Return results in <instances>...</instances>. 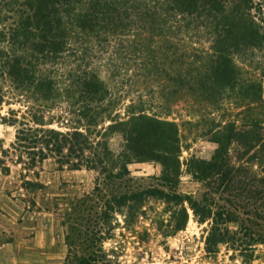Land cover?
Returning <instances> with one entry per match:
<instances>
[{
    "label": "trees",
    "instance_id": "obj_1",
    "mask_svg": "<svg viewBox=\"0 0 264 264\" xmlns=\"http://www.w3.org/2000/svg\"><path fill=\"white\" fill-rule=\"evenodd\" d=\"M123 43L138 67L136 75L149 76L141 85L168 104L197 101L218 108L238 88L242 128L229 124L215 137L226 146L241 141L242 155L248 157L237 163L227 154L212 160L188 158L187 172L204 185L199 199L178 189V123L149 112L145 95L121 104L93 67H73L60 81L46 74L48 64L67 59L80 65L105 45L122 48ZM262 49L264 0H0V72L39 102H49L60 91L67 98V117L61 121L66 129L47 127L51 122L44 113L35 115L34 126L17 128L12 143L19 150L17 161L30 169L53 157L62 167L98 173L93 193L73 202L63 219L69 226L64 264H111L104 242L114 236L116 213L130 224L144 212L149 197L177 207L171 217L174 231L187 225L186 203L200 223L208 221L209 253L230 244L244 256L264 245V70L241 71L252 64L254 51ZM120 104L123 115L116 111ZM117 132L124 145L115 153L109 139ZM8 152L2 149L4 156ZM145 161L161 164L155 183L144 184L143 177L131 175L129 164ZM1 164L0 157L1 170L8 173L9 167ZM25 183L42 186L39 181ZM231 221L239 224L234 232Z\"/></svg>",
    "mask_w": 264,
    "mask_h": 264
},
{
    "label": "rangeland",
    "instance_id": "obj_2",
    "mask_svg": "<svg viewBox=\"0 0 264 264\" xmlns=\"http://www.w3.org/2000/svg\"><path fill=\"white\" fill-rule=\"evenodd\" d=\"M130 55L126 46L107 48L105 45L104 49L88 54L80 65L61 59L52 65L48 64L45 71L48 76L60 81L66 78L73 67L80 70L93 67L120 96L121 104L126 105L139 93L145 95L149 112L166 116L178 123L182 162L178 189L199 199L204 185L187 172L188 158L196 156L212 160L227 154L231 161L237 163L239 157L241 161L248 157L247 154L242 155L241 141L235 139L226 146L215 137L220 127L228 130L225 126L231 124L236 130L242 128L245 116L238 88L218 108L197 101L190 104L185 101L168 104L141 85H146L149 76L142 79L136 75L138 67ZM247 70H264V49L254 51L252 64L245 65V69H241L242 74ZM0 93L3 95L0 104V157L3 159L1 165L9 167L8 173L0 167V264H64L68 253L66 234L69 226L63 223V219L67 218L73 202L93 193L98 173L85 167H62L53 157L44 159L30 169L17 161L19 150L12 146L17 128L34 126L35 115L44 113L45 121L51 122L47 127L66 129L61 123L67 117L64 91L49 99V102H39L31 91L17 88L0 72ZM124 105L116 110L122 112V115ZM123 145L121 133L111 135L109 146L115 153L120 152ZM2 149L9 150L8 156L3 155ZM129 168L135 178L142 180L143 177L144 184L155 183L153 176L160 175L162 169L161 164L155 161L133 162ZM252 169H257V165H253ZM25 180L39 181L42 186L29 185ZM186 205L189 213L187 225L177 231L173 230L171 224L173 211L177 207L161 198H147L144 212L130 224L126 223L124 214L116 213L114 236L104 242L106 257L111 264H264L263 244L245 253L251 254V259L247 258V261L245 255L241 256L239 249L235 250L230 244H220L217 252L209 253L205 240L210 224L208 221L200 223L193 210ZM228 225L231 232L239 227L236 221Z\"/></svg>",
    "mask_w": 264,
    "mask_h": 264
}]
</instances>
